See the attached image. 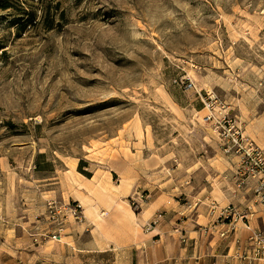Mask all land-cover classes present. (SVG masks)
<instances>
[{
    "label": "rangeland",
    "instance_id": "obj_1",
    "mask_svg": "<svg viewBox=\"0 0 264 264\" xmlns=\"http://www.w3.org/2000/svg\"><path fill=\"white\" fill-rule=\"evenodd\" d=\"M31 1L23 27L0 0V264H113L88 251L193 209L195 185L252 192L220 134L264 149V0ZM100 188L131 212L104 231Z\"/></svg>",
    "mask_w": 264,
    "mask_h": 264
},
{
    "label": "crops",
    "instance_id": "obj_2",
    "mask_svg": "<svg viewBox=\"0 0 264 264\" xmlns=\"http://www.w3.org/2000/svg\"><path fill=\"white\" fill-rule=\"evenodd\" d=\"M228 160L229 171L234 173L240 169L238 157ZM226 186L221 179L215 178L195 185L193 209L185 210L181 205L168 207L169 220L157 218L152 232L149 229V233L139 232L136 228L135 232L116 237L110 245H101L88 252H110L116 257L113 264H123L121 256L127 258V264H264L249 259L251 238L257 232H264V208L252 205L250 191L246 196H238ZM210 202L220 208L231 207L241 214H246L247 208L252 206L255 212L249 216V221H239L233 234L228 224L209 217ZM149 210L151 220L156 211ZM144 216L149 221L147 213Z\"/></svg>",
    "mask_w": 264,
    "mask_h": 264
},
{
    "label": "built area",
    "instance_id": "obj_3",
    "mask_svg": "<svg viewBox=\"0 0 264 264\" xmlns=\"http://www.w3.org/2000/svg\"><path fill=\"white\" fill-rule=\"evenodd\" d=\"M226 122L231 127V122ZM226 129L225 127L224 132L220 134V140L226 155H236L240 159L238 172L241 178L240 186L251 185L252 205L264 208V149L248 139L241 131L228 133ZM246 212V214H241L231 207L220 208L217 204H213L210 216L228 224L230 231H236L238 222L249 221V216H252L255 211L252 206H249ZM162 214L158 215L159 219L162 218ZM225 235L226 233H222V236ZM251 241L252 250L249 259L252 262L264 263V232L255 233Z\"/></svg>",
    "mask_w": 264,
    "mask_h": 264
},
{
    "label": "bare ground",
    "instance_id": "obj_4",
    "mask_svg": "<svg viewBox=\"0 0 264 264\" xmlns=\"http://www.w3.org/2000/svg\"><path fill=\"white\" fill-rule=\"evenodd\" d=\"M100 204H91V199L84 200V204L86 205V211L90 215H94L95 218L98 220V229L104 231L107 228V224L110 219L117 218V213L120 212H130V210L125 207L124 205L116 202L115 207H113L114 198H112L110 195L106 193V190L104 188L98 189V191L95 193ZM103 204V205H101ZM104 206L106 208V211H101L100 207ZM131 213V212H130ZM131 215V214H130ZM133 217V215H131ZM62 240V239H61Z\"/></svg>",
    "mask_w": 264,
    "mask_h": 264
},
{
    "label": "trees",
    "instance_id": "obj_5",
    "mask_svg": "<svg viewBox=\"0 0 264 264\" xmlns=\"http://www.w3.org/2000/svg\"><path fill=\"white\" fill-rule=\"evenodd\" d=\"M16 1H17L19 8H20V11H22L23 14L27 16L28 22L26 23V21H24L21 23V24H23L22 26L25 27L28 25V23H30V21L33 22V20H34V17L36 14H35V10L33 9V7L35 5L31 4L32 3L31 0H16ZM34 1L39 2L40 6H41L40 9L42 10L43 14L46 15V17H47V14H49L51 11L49 10L48 6L44 5L46 0H33V2ZM2 8L4 10H7V9H10L11 7H10L9 3H6L2 6ZM48 28L50 29L51 26H49Z\"/></svg>",
    "mask_w": 264,
    "mask_h": 264
}]
</instances>
